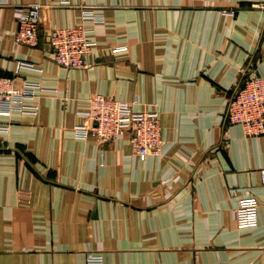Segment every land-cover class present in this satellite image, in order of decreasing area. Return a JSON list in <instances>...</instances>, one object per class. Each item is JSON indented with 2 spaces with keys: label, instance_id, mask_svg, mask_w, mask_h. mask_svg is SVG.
I'll return each mask as SVG.
<instances>
[{
  "label": "crops",
  "instance_id": "0c3cea01",
  "mask_svg": "<svg viewBox=\"0 0 264 264\" xmlns=\"http://www.w3.org/2000/svg\"><path fill=\"white\" fill-rule=\"evenodd\" d=\"M6 1L0 74L35 98L0 105V264H264V135L227 113L246 74L264 77V0ZM32 4L39 41L16 44ZM79 26L91 67L63 68L48 33ZM96 94L158 111L163 154L140 160L128 132L78 137ZM245 197L258 219L240 227Z\"/></svg>",
  "mask_w": 264,
  "mask_h": 264
},
{
  "label": "built area",
  "instance_id": "2783aa9c",
  "mask_svg": "<svg viewBox=\"0 0 264 264\" xmlns=\"http://www.w3.org/2000/svg\"><path fill=\"white\" fill-rule=\"evenodd\" d=\"M6 5V0H0V7ZM41 8V5L32 4L17 9L16 44L37 45ZM48 49L52 61L63 68L91 67L88 56L94 49V43L89 41L83 26L52 29L48 33ZM34 98V93L20 89L14 78L0 74V105L6 109L3 115H10L16 110L15 107L21 109L25 101ZM134 104L135 101L125 103L103 94L93 95L89 99V108L81 113L86 123L76 129V135L85 139L94 137L99 142L108 143L128 132L131 151L140 160L148 156H161L164 140L160 113L137 111L133 108ZM227 113L229 122L240 125L246 135H264V77L246 74L229 103ZM261 173L264 182V169ZM258 211L259 203L255 197L240 199L236 209L238 225H256ZM103 259L100 253H89L86 264H103Z\"/></svg>",
  "mask_w": 264,
  "mask_h": 264
}]
</instances>
